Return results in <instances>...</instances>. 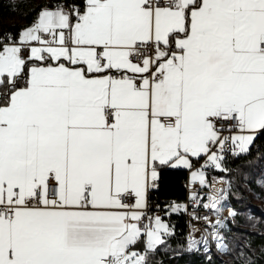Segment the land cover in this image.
Listing matches in <instances>:
<instances>
[{
	"label": "snow or ice",
	"instance_id": "1",
	"mask_svg": "<svg viewBox=\"0 0 264 264\" xmlns=\"http://www.w3.org/2000/svg\"><path fill=\"white\" fill-rule=\"evenodd\" d=\"M0 88V264H146L133 247L169 234L159 216L140 227L158 168L221 169L215 146L246 153L264 132V0L43 10L0 45Z\"/></svg>",
	"mask_w": 264,
	"mask_h": 264
},
{
	"label": "trees",
	"instance_id": "2",
	"mask_svg": "<svg viewBox=\"0 0 264 264\" xmlns=\"http://www.w3.org/2000/svg\"><path fill=\"white\" fill-rule=\"evenodd\" d=\"M58 2L83 5L84 0H19L16 3L0 0V45L7 33L18 39L44 7H53ZM0 91L2 94L3 89ZM255 136L248 152L236 155L231 149L219 154L223 159L217 174L228 179L230 201L236 211L222 230L227 249L220 252L213 244L212 252L207 253L202 247H191L185 213L166 209L162 218L168 222L169 234L162 235L164 243L154 250H147L145 242L135 247L146 254V264H264V186L259 183L264 176V132ZM187 171L169 166L158 168L160 185L153 199L162 205L185 201L187 191L183 182Z\"/></svg>",
	"mask_w": 264,
	"mask_h": 264
},
{
	"label": "rangeland",
	"instance_id": "3",
	"mask_svg": "<svg viewBox=\"0 0 264 264\" xmlns=\"http://www.w3.org/2000/svg\"><path fill=\"white\" fill-rule=\"evenodd\" d=\"M18 1L19 0H12L11 2L12 3H16ZM16 20L18 21V19H15V21ZM10 36H12V39H13V34L12 33H7L5 37H2L1 38V41L3 39H6V41L3 40L2 43H9V42H11V40H8V38ZM250 146H249V148H250ZM204 170H206L205 173H204L205 174V181H206V183L204 185H201L200 183L199 184H196L197 187L199 186V188H201L202 192H200L199 194H195V192L189 193V198H187V200L185 199V201H183L182 203L181 202L180 203H168V204H164V205H162L159 202H157V203L159 204L160 207H162V208L165 207L166 209H171V210L175 206H177V205L182 206L179 211L185 213L186 222H187V239H189V236L192 235L191 227L193 225V224L190 225V221L189 220L193 221V219L191 218V216H194L193 213L195 214V212L193 210H194L195 206H199V201L200 200L198 199V197L200 195H202L204 197V200H203V203H202V209L196 214L197 216H199V218L195 220V221L199 222V224L201 225V228L198 231H195L193 233L192 238H195V237L201 236V235H202V237H201L200 240H198L197 243L195 242V240H194V242H190L191 247L200 249V247H202L203 241H206L208 239H212V238L214 239L215 238L214 242H217L216 244H218V245H223L224 247H220V248H221L222 251H225L227 249V246L228 245H227L226 239H224L225 236L223 235L224 233H223L222 230L227 227V225H228L227 223H228L229 220H227V219H225V221L224 220H222V221L219 220V222H220V228H219V230H217L215 233H212L213 232L212 231V227H214V223H215L214 220L217 219V216H215L211 212L208 213V211H204V212H202V211H203V205L205 203H210L211 202L209 200V197L215 196L213 194V188H212V186L214 185V187H217L220 182H226V184L221 183L222 184V188L227 190L226 191L227 194L225 196V200L227 199L226 200V203L227 204H230L232 206V208H233V205H232V203L230 201V195H229L230 183H229V181H228V179L226 177L217 174V170L218 169L213 168V169L208 170V169L205 168ZM188 172H189V175H190V178H191L192 170L191 169H188L186 178L184 180H186L188 178ZM259 183L262 186H264V176L259 179ZM185 187H186V191L187 192H190L192 190H196V186L195 185H191L190 187L189 186L188 187L185 186ZM223 209L224 208H222V210ZM226 212H227V216L229 217L230 211L227 210ZM232 213H236V211H235L234 208H233V210H232V212L230 214V216L232 215L231 217L234 216ZM221 215H218V216H221ZM162 217H160L161 220H164ZM228 219H230V217ZM189 225H190V230H189ZM221 225H222V227H221ZM202 230L204 231L203 234L201 233ZM198 232H200L201 234H199ZM214 242L212 240V244ZM133 250L134 251H137V252H139L141 254H143L141 250H139V249H137L135 247H133ZM204 251H206L207 253H210V252H212V249H209L208 248V249H205Z\"/></svg>",
	"mask_w": 264,
	"mask_h": 264
},
{
	"label": "built area",
	"instance_id": "4",
	"mask_svg": "<svg viewBox=\"0 0 264 264\" xmlns=\"http://www.w3.org/2000/svg\"><path fill=\"white\" fill-rule=\"evenodd\" d=\"M163 3L165 5H168V4L171 3V0H163ZM56 7L57 8H62V9L67 10V11H72L73 7H79V8L82 9L83 6L82 5L65 6V5L57 4ZM8 40H12V36H10L8 38ZM4 41H6V40H4ZM28 51L29 50H25L24 51L25 57L28 55ZM161 120H162L163 123H165L168 126H171V124H172V119L171 118L162 117ZM235 123H236L235 121H229V122L220 121L218 123V128L221 129V135L222 136H229L230 137L231 135H233L236 132H238V129L231 127V125H235ZM231 149H232V145H231V142L229 140V141H227L225 143V146H224V150L223 151H229ZM213 151H215L217 153H220L218 146H215L213 148ZM205 168L208 169V170L213 169V168L217 169L214 165L211 164V162L207 161V157L206 156H202L196 162V164L194 165V167L191 168V170H192V172H194V170H197V171H203L205 173V171H206V170H204ZM183 183L187 187L188 186L190 187L191 185H195L196 186V190H192L190 192H187V198H189V193H191V192H195V194H199L200 192H202L201 188H199V186L197 187V185H196V184H199V181H196L194 183L193 182V179H192V174H191V178H190L189 172H188V178L186 180H184ZM221 183L226 184V182H220L217 187H214V185L212 186V188H213V194L215 195L216 199H219V195H223L224 192H225V189L222 188V184ZM155 184H156V186L150 188L149 191H148L147 207L144 209V212H145L146 215H145V218L142 219L141 224H140V227H141L142 230L149 223V220H148L147 217H152V218H155L156 216L162 217L165 214L164 211L166 210V208L165 207L164 208L160 207L159 204L152 197L154 195L155 191H157L158 188H159L160 180L157 179V181L155 182ZM57 192H58V189H57L55 183L54 182L53 183H50V185H49V192H48L49 198L50 199H55L56 198V195H57ZM187 198H186V200H187ZM198 199L200 200L199 201V206H195V208L193 210L195 212V214L193 213L194 216H191V218L193 219V221L189 220L190 221V225L193 224L192 227H191L192 235H190L189 236V239H188L190 242H194V240L201 239V237H202V235H201V236H197L195 238H192L193 233L195 231H198L201 228V225L199 224V222H197L195 220L199 218V216H197L196 214L202 209V203H203L204 197L202 195H200L198 197ZM124 202H125V204H127L130 201L125 200ZM205 204H209V203H205ZM204 211H208V213H210L211 212V208H205L203 206V211L202 212H204ZM212 214H214L215 216H217V219L214 220V222H215L214 223V227H212V231H213L212 233H215L217 231V227H218L217 221L223 220V218H219L218 217V213H212ZM190 225H189V230H190ZM203 232L204 231L202 230L201 233L203 234ZM198 233L201 234L200 232H198ZM212 240H213V238L210 239V246L213 245L212 244Z\"/></svg>",
	"mask_w": 264,
	"mask_h": 264
},
{
	"label": "bare ground",
	"instance_id": "5",
	"mask_svg": "<svg viewBox=\"0 0 264 264\" xmlns=\"http://www.w3.org/2000/svg\"><path fill=\"white\" fill-rule=\"evenodd\" d=\"M3 40H5V39H3ZM2 40V41H3ZM227 190L225 189V192H224V194L223 195H219V199H217L218 200V203H217V207L215 208V209H213V208H211V213H218V215H221V216H218V217H220V218H223V220L225 221V219H227L228 220V218L229 217H231L230 216V214H231V212H232V210H233V208H232V206L230 205V204H227L226 203V200H225V196H226V194H227V192H226ZM222 208H224L223 210H222ZM232 208V209H231ZM227 210H229L230 211V214H229V217L227 216ZM220 221H222V220H220ZM223 221V222H224ZM219 227H220V222L218 223V227H217V230H219ZM224 235V234H223ZM216 236V235H215ZM225 239V238H224ZM223 239V240H224ZM198 240H200V239H197V240H195V242L197 243L198 242ZM215 240V238L213 239V241ZM202 241V240H201ZM225 241V240H224ZM200 243V242H199ZM217 242H214L213 244H214V246L216 247V249L217 250H219L220 252L222 251L221 250V248L220 247H218V244H216ZM210 247H212V246H210V239H208V240H206V241H203V244H202V248H204V249H211ZM201 248V247H200Z\"/></svg>",
	"mask_w": 264,
	"mask_h": 264
},
{
	"label": "crops",
	"instance_id": "6",
	"mask_svg": "<svg viewBox=\"0 0 264 264\" xmlns=\"http://www.w3.org/2000/svg\"><path fill=\"white\" fill-rule=\"evenodd\" d=\"M57 4H61V5H65V4H63V3H60V2H58V3H56V5L55 6H53V7H44L41 11H43V10H56L57 9ZM76 5V4H75ZM77 5H82V4H77ZM65 6H73V5H65ZM83 6V5H82ZM64 10V9H63ZM65 12H71V11H67V10H64ZM38 19V18H37ZM37 19H36V21H37ZM35 21V22H36ZM34 22V23H35ZM34 23L33 24H31V25H29V26H27V27H25L24 28V30L25 29H27L28 27H31V26H33L34 25ZM13 42H16V43H18L19 42V38L18 39H12L11 40V42H9V43H13ZM3 44H5V43H2V45ZM33 45L34 46H39L38 44H36V42H33ZM29 51H30V49H29ZM23 85V84H22ZM1 92V91H0ZM238 133V132H237ZM237 133H235V134H237ZM218 155L220 154V153H217ZM202 157V156H201ZM200 157V158H201ZM200 158H190L191 159V162H192V165H193V167H194V165L196 164V162L200 159ZM172 168H184V169H189V168H185V167H183V166H180V167H172ZM194 171H197V170H194ZM158 179H159V177H158ZM160 180V179H159ZM147 201H148V195H147ZM182 203V202H181ZM165 224H167L168 225V222L166 221V220H162ZM146 241H147V237L146 236H142V238H141V240L139 241V242H145L146 243ZM138 242V243H139ZM134 247H136V246H134Z\"/></svg>",
	"mask_w": 264,
	"mask_h": 264
}]
</instances>
